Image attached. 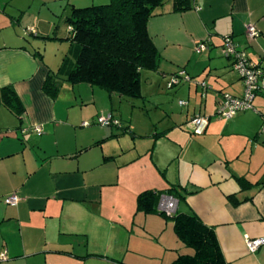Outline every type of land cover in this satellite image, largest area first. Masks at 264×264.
<instances>
[{
	"label": "crops",
	"instance_id": "obj_1",
	"mask_svg": "<svg viewBox=\"0 0 264 264\" xmlns=\"http://www.w3.org/2000/svg\"><path fill=\"white\" fill-rule=\"evenodd\" d=\"M108 1L67 4L70 8ZM1 6L0 254L5 252L7 258L0 264H172L193 250L178 238L173 220L161 214L158 203L154 212L137 209L141 192L172 186L184 196H174L176 212L195 213L214 228L227 264H264V245L249 252L245 243L246 237H264V90L253 108L229 119L216 114L222 93L244 94L242 80L221 54L224 36L231 35L249 59L264 67V0H191V8L183 11H172L171 2L149 19L148 31L160 54L157 72L167 74L161 70L165 59L181 65L172 74L184 70L191 78L177 84L188 86L176 92L179 112L173 113V125L190 128L201 142H223L220 150L206 147L186 171L172 173L161 150L142 165L133 155L135 145L118 144L123 134L135 137L129 124L96 122L109 113L121 120L116 107L125 100L97 86L66 80L79 52L76 44L67 41L58 63L43 58L37 38L67 39V32L57 35V15L47 17V30L40 31V17L22 25L29 9ZM249 23L260 30L258 37H247ZM198 40H208L210 49L197 53ZM65 58L67 68L57 74ZM193 63L203 69L193 71ZM49 76V82L59 84L55 92L45 89ZM199 77L214 78V85L202 87ZM5 87L13 90L9 95L20 112L5 105ZM195 114L209 117L202 135L191 132L189 121ZM85 121L90 124L82 125ZM35 126L42 132L33 131ZM14 192L18 204L7 205L4 197Z\"/></svg>",
	"mask_w": 264,
	"mask_h": 264
},
{
	"label": "trees",
	"instance_id": "obj_2",
	"mask_svg": "<svg viewBox=\"0 0 264 264\" xmlns=\"http://www.w3.org/2000/svg\"><path fill=\"white\" fill-rule=\"evenodd\" d=\"M171 2L172 11L191 8V0ZM166 3L167 0H109L83 7L72 5L67 16L71 25L67 39L79 47V52L66 80L73 84L88 83L129 99L142 98V72L157 71L160 63L148 22L162 12ZM66 68L65 58L57 74ZM49 80L50 76L45 89L55 92L59 84ZM1 90L5 105L15 113L20 112L17 100L9 95L13 90L10 87ZM162 194L184 198L175 186L160 191L145 190L137 197V209L146 213L156 211ZM165 215L173 220L178 238L193 250L190 254L180 255L172 264H227L214 228L197 214L175 212Z\"/></svg>",
	"mask_w": 264,
	"mask_h": 264
},
{
	"label": "rangeland",
	"instance_id": "obj_3",
	"mask_svg": "<svg viewBox=\"0 0 264 264\" xmlns=\"http://www.w3.org/2000/svg\"><path fill=\"white\" fill-rule=\"evenodd\" d=\"M0 3L2 4V9L4 7H9L10 9L13 7L17 8L18 6L19 10L26 8L32 11V14L24 13L25 17L22 20V25L24 27L28 26L26 23L29 24L32 18L40 17L43 22L38 26L40 28L39 30L46 31V24L48 23L47 17L57 15V18H55V23L58 25L57 35H59V33L60 35L65 32L68 33V30L71 28L66 18L67 12L69 13L71 8H69L67 0H0ZM170 4L171 0H167L164 7ZM10 9L8 11H11ZM17 12L19 13L18 10ZM2 14L4 13L0 10V21ZM54 31L55 29H53L51 33H54ZM28 36L30 37V35ZM37 40V45L40 47L39 51L43 54V58L50 63H58L61 51L65 50V46H68V42H70L68 39L59 41V39L55 40V38H37ZM206 41L208 42L209 50L211 46L209 41ZM65 42L67 43L65 44ZM221 54L224 56L222 47ZM162 61L164 62L161 70L167 74L162 75L157 71L144 70L141 74V91L143 93V98L129 99L123 97L125 101L121 103L120 108H118V106L116 107V109L120 110L121 122L125 125L129 124L131 127L130 129L135 134L134 138H131L130 133L123 134L118 144L126 148L130 145H132V147L135 145L138 151H135L133 148V155L134 152L135 156L138 155L137 159L140 160L142 165L145 164V160L149 159L153 152L156 151L157 153L161 150L164 152V163L167 164L168 171L172 173L176 172V170H181V172H183L188 169L190 160L203 156L206 147L214 146L220 150L223 142L221 141V144L213 140L210 142H201L200 137L190 134V128H181L179 126L180 124L177 125V127L173 125V122L176 121L173 113L179 112V97L175 96L176 92L181 86L186 90L188 85L187 83H182V85L168 87V81L172 75L171 72L175 71V69L179 70L181 65L179 63L166 61L165 59ZM191 65L193 71H200L203 69V66L199 63H193ZM197 79L201 82L204 81L208 87L211 85V82L213 84L214 81V78H211V81L209 79L203 80L201 77ZM191 90L193 91V88ZM117 130L121 129L117 128ZM182 130H184V132H182ZM162 133L166 134L165 138H160V134ZM72 136V134L69 135L70 138ZM78 136L87 138L86 135L82 134H78ZM187 136L191 137V139ZM223 140H225V138H223ZM148 148L149 150H147ZM90 152H97V149H92ZM168 154H170L169 158L165 159V156ZM167 169L165 168V171H167Z\"/></svg>",
	"mask_w": 264,
	"mask_h": 264
},
{
	"label": "built area",
	"instance_id": "obj_4",
	"mask_svg": "<svg viewBox=\"0 0 264 264\" xmlns=\"http://www.w3.org/2000/svg\"><path fill=\"white\" fill-rule=\"evenodd\" d=\"M245 33L248 38L253 39L260 35V30L255 24L246 25ZM208 49L206 40H198L195 44V51L202 53ZM223 55L230 60L233 70L238 74L244 85V94L241 97L233 96L229 93H222L216 114L220 118L229 119L236 115L239 111L253 108V101L256 96L264 90V67L253 62L244 50L240 49L234 42L231 35L223 37L222 45ZM191 80L184 70L172 74L168 81V87H173L182 81V79ZM202 87H206L204 82H197ZM180 105H184L183 100L179 101ZM96 122L101 126H121V120L112 114L100 115L96 118ZM191 132L194 135H202L209 126V117L203 114H195L190 121ZM90 123L85 121L82 123L88 126ZM33 131L42 132L41 127L35 126ZM19 196L16 192L4 197V202L10 206H16L19 202ZM177 199L173 195L162 194L158 201V210L167 215H172L177 209ZM245 243L249 252H256L264 245V237H246ZM6 253L0 254V259H6Z\"/></svg>",
	"mask_w": 264,
	"mask_h": 264
}]
</instances>
